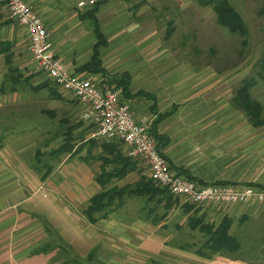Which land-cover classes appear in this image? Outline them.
I'll return each mask as SVG.
<instances>
[{
	"label": "crops",
	"instance_id": "crops-1",
	"mask_svg": "<svg viewBox=\"0 0 264 264\" xmlns=\"http://www.w3.org/2000/svg\"><path fill=\"white\" fill-rule=\"evenodd\" d=\"M78 1L26 0L43 20L55 56L70 72L119 89L139 123L153 126L159 118L153 128L161 138L156 145L173 172L205 184L264 189V127H253L234 107L231 91L238 78L226 79L230 74L195 63L200 61L199 45L194 54L174 49L192 28L183 20L187 15L179 13L188 0L171 8L157 6L158 0H103L94 10L78 7ZM196 3L217 22L211 6ZM7 11L0 0V264H264V204L200 207L169 193L142 194L141 181L131 178L139 160H133L135 169L124 177L106 183L103 174L115 164L105 162L112 155L102 144L112 141L90 138L87 125L83 134L98 142L90 143L89 150L81 147L63 162L48 156L45 166L39 165L37 150L30 163L32 135L39 125L54 126L56 121L47 134L59 130L61 112L54 105L76 114L78 104L35 71L26 30ZM161 11L170 14L164 21L158 20ZM96 27L106 45L99 49L103 71L91 73L82 68L97 41ZM178 28L182 31L173 36ZM124 75L126 93L113 83ZM27 93L45 94L52 107H31L24 99ZM92 146L100 148L94 160ZM125 187L131 193L116 198L106 213H88L94 196ZM223 219L231 221L229 234L240 244L236 254L208 249V232ZM254 237L261 239V248L253 246Z\"/></svg>",
	"mask_w": 264,
	"mask_h": 264
},
{
	"label": "built area",
	"instance_id": "built-area-1",
	"mask_svg": "<svg viewBox=\"0 0 264 264\" xmlns=\"http://www.w3.org/2000/svg\"><path fill=\"white\" fill-rule=\"evenodd\" d=\"M103 0H79L78 7L94 8ZM10 16L27 33L28 52L34 69L44 74L62 92L70 94L80 107V118L89 128L90 138L121 145L125 155L141 161L149 178L173 197H182L200 207L207 205H245L251 201L264 204V189L231 184H205L172 171L159 152L151 132V123H139L121 92L104 88L97 82L76 76L55 56L48 31L40 15L26 0H5Z\"/></svg>",
	"mask_w": 264,
	"mask_h": 264
},
{
	"label": "rangeland",
	"instance_id": "rangeland-1",
	"mask_svg": "<svg viewBox=\"0 0 264 264\" xmlns=\"http://www.w3.org/2000/svg\"><path fill=\"white\" fill-rule=\"evenodd\" d=\"M161 1L162 2H160V0L157 1V6L160 4L162 5L168 4L170 5L171 8L172 6H176V1L178 2V4H180L179 0H161ZM229 2L232 4V6L238 12V14L243 18L245 26L248 29L247 30L248 36L246 38L245 45L241 43L242 37L235 34H231L226 28L220 26L215 21L214 14H212L209 10H204L201 8L198 9V5L195 0H188V2H185L187 8L184 10L181 9L182 12L179 11V13H183V15L184 14L187 15V18H184L183 20H187V22L189 21L190 27L192 28L185 31L188 33L186 34L184 33V35L180 36V39L178 40L177 44H175V46L173 44L172 45L174 46V49L185 48L184 50L186 52H192L193 54L194 51L196 52V48H198L199 45L200 61L196 62L195 60H193L195 63L200 64V67L201 65H205L206 67L205 66L202 67H205L206 71H215L217 73H222L224 75L230 74V76H228L226 79L233 80L234 78L235 79L238 78L237 81L238 85H236V87L231 91V96L235 95V91L238 88V86L241 85L242 80H246V79L255 80L256 85L251 91V96L254 99L261 102V104L263 105V116H264V80H260L257 77V75H255L257 74V72L260 71L259 69L260 61L264 57V11L261 12V10H264V0H229ZM198 12H200V14H198ZM171 14L175 15V12H172ZM169 15H170L169 13H165L164 11H161L160 13H158V20L164 21V19L166 17H169ZM173 18L177 20L175 16H173ZM251 18H253L252 21L250 20ZM197 21L200 22V24H198ZM184 23L185 22L183 21V26ZM178 29L179 30H173L172 32L173 36L178 31H182L180 30L181 28ZM47 80L49 79L47 78ZM49 81L50 83L48 82L49 83L48 85L55 86V84L51 80ZM64 93L66 94V92L63 91L62 94ZM68 96L69 95L65 96L66 98L65 100L70 102L71 106L74 105V99ZM24 99L28 100V102H32L31 107L34 106L35 109L36 108L48 109L50 106L52 107V103H51L52 100L50 101V99H48L45 94L41 95L40 97H36L33 93H27L26 96H24ZM225 105H228V101H226ZM54 107L56 108L55 110L58 111L59 115L61 112L62 123H64L65 126H72L74 129H76L75 130L76 136H74L75 141L72 142V144L75 145L74 146L75 148H79L81 146L82 148L84 147V149L89 150L90 143H95V142L98 143L97 141L88 139V135H86L87 134L86 127H85L86 134H83L84 131L82 126L85 125V123L80 118L79 105L78 108L76 109L77 110L76 114H74V112L68 114V112L65 111V108H63V105H60L59 107L58 105L55 104ZM14 110L20 111L18 108ZM237 110L239 111V109ZM61 121L60 124H62ZM56 125L57 122L55 121L54 126ZM54 126H52V124H46L44 125V128H41L42 125H39L38 133L32 135L34 137L33 140L34 144H32L33 146L28 156L30 163L34 162L33 154L35 151L38 150L41 151L43 154H47V152L52 147L56 148V146L62 142L60 138L61 136H59L60 141L57 142L56 136L55 139L52 140L54 136H51V134L49 135L47 134V130H49L50 128L52 129ZM42 130L46 132L45 135H41L40 132H42ZM90 149H91L90 150L91 153L89 155H91V158L94 160L93 157L100 148H98L97 146L95 147L92 146V148ZM66 158L67 155L62 156L61 157L62 162L66 160ZM44 160L45 162H47L48 160V157L46 155L45 157L42 158L41 163L39 162L40 166H45L43 165ZM91 164H94L95 165L94 170H97L98 165L94 163V161H92ZM137 164L139 166V170L138 172L134 173V176L131 177L133 182L139 180L144 181L146 179L149 180L150 178L148 175L149 174L148 168L141 161L137 162ZM254 238L253 239L255 244L253 246H255L256 248H261L260 247L261 245L259 244V242H261V239L259 237H254Z\"/></svg>",
	"mask_w": 264,
	"mask_h": 264
},
{
	"label": "trees",
	"instance_id": "trees-1",
	"mask_svg": "<svg viewBox=\"0 0 264 264\" xmlns=\"http://www.w3.org/2000/svg\"><path fill=\"white\" fill-rule=\"evenodd\" d=\"M200 6H211L213 9L217 23L226 28L231 34L238 35L242 37V44H246V38L248 36L247 28L245 26L243 18L238 14V12L234 9L232 4L229 0H196ZM95 7L93 8V10ZM264 10H261V12ZM95 34L97 41L94 45L93 52L91 58L88 63H86L82 70L88 72H101L103 69L100 67V59H99V49L106 45V40L99 32L98 28H95ZM260 71L257 72V77L260 80H264V57L260 61ZM116 84L117 88H121L123 93L127 92L128 86V77L123 76L120 80L113 82ZM256 81L255 80H242L241 85L235 91V96L233 99V103L237 109L242 111L246 118L248 119L249 123L253 127H264V116H263V105L258 100L254 99L251 96V91L254 88ZM47 85L49 83H46ZM159 118L154 122V127L152 126L151 132L155 137L156 141L160 140L161 138L155 132V125L158 123ZM62 123V121H61ZM59 136H61V143L56 147L50 149L47 154H43L41 151H37L36 159L38 163L42 161V158L45 155L50 157L51 160L54 162H59L61 157L64 155H74L75 153L81 150V146L79 148H75L72 144L74 137L72 136V130L74 129L72 126H65L64 123L59 124L58 126ZM57 131L54 133V137H58ZM166 139L163 141L165 143ZM95 143H92V145ZM102 148L105 151H108L112 158L105 159V162L108 164H115L111 170L108 172H104L103 176H105V181L108 182L112 178H122L128 172L135 169V160L133 159H125L121 155V145L111 143H103ZM158 148V147H157ZM45 160L43 164H45ZM48 169L49 166H47ZM142 194L153 192L154 194L161 195V196H169L167 190L159 187L156 185L151 179L149 180H142L140 186L138 187ZM136 190V189H135ZM132 191L131 187H125L122 189L110 188L107 191H104L101 194L94 196L91 199V204L88 207V213L104 211L106 213L107 209L114 202V200L118 197H123L126 194H130ZM231 221L228 219H223L219 226L214 230H209L208 232V240L207 245L208 249L213 251V253L218 254H225V253H238L240 251V244L237 240L229 234Z\"/></svg>",
	"mask_w": 264,
	"mask_h": 264
}]
</instances>
